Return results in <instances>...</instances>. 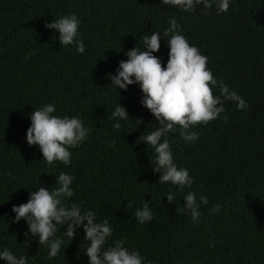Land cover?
Returning <instances> with one entry per match:
<instances>
[{"label":"trees","instance_id":"obj_1","mask_svg":"<svg viewBox=\"0 0 264 264\" xmlns=\"http://www.w3.org/2000/svg\"><path fill=\"white\" fill-rule=\"evenodd\" d=\"M73 14L80 20L83 54L62 46L59 33L45 27ZM170 18L207 56L214 78L248 104L240 110L225 101L216 120L192 127L199 134L193 142L184 141L179 126L168 134L174 163L194 180L183 191L159 184L163 173L154 171V149L141 142L158 121L142 106L139 85L125 91L108 78L128 59L127 51L147 50L142 37L155 31L161 46L154 55L166 67L170 37L164 29ZM213 94L220 90L213 87ZM49 103L54 115L77 117L89 129L69 149L67 166H48L39 146L26 140L30 113ZM118 104L128 110L126 120L110 119ZM117 122L119 129L113 127ZM61 172L75 177L73 196L63 202L93 211L96 222L109 221L113 232L105 247L123 240L144 264H264V0H229L221 14L215 0L211 9L201 4L192 12L161 0H0V251L25 256L27 264H89L83 225L70 241L67 225H58L56 238L64 243L49 258L27 222L15 221L13 206L27 203L30 191L41 186L58 187ZM189 191L200 204L197 222L180 211ZM171 193L176 200L169 204ZM145 201L153 219L141 224L134 213ZM213 205L220 211L212 212Z\"/></svg>","mask_w":264,"mask_h":264},{"label":"clouds","instance_id":"obj_2","mask_svg":"<svg viewBox=\"0 0 264 264\" xmlns=\"http://www.w3.org/2000/svg\"><path fill=\"white\" fill-rule=\"evenodd\" d=\"M163 5L175 6L186 12L196 10L197 5L203 9H211L213 0H161ZM217 13H226L229 0H215ZM169 27L164 29V36H169V48L166 67L154 55L160 50L161 35L158 31L143 35V48L134 47L126 52L127 60H121L116 74H108L111 84L118 89L127 91L129 85L138 84L144 96L141 101L158 121L155 130L142 136L144 142L154 149L156 166L154 171L161 172L159 184L170 183L178 186L180 191L185 187L191 188L194 180L189 170L178 167L173 160L170 150L169 133H175L177 126L180 136L185 142L199 139V134L191 131L196 125H207L216 120L225 111V101L236 103L238 109L248 107L247 102L235 91H231L223 80L217 81L207 67L208 58L200 53L196 46L189 44L186 37L180 34V25L175 18H170ZM80 20L76 15H67L46 23L45 27L59 33L62 46L72 45L80 54L85 52L82 39H77ZM29 56L31 53L28 54ZM27 59V56L25 57ZM213 87L220 90V95L213 94ZM56 108L51 103L34 109L30 113L31 126L27 129L26 140L29 146L38 145L44 161L50 167L55 162L65 166L71 164L70 148L78 147L88 136L89 129L77 117L54 115ZM128 110L120 104L115 106L111 118L126 120ZM227 116L224 117L226 121ZM140 124L144 121L137 119ZM114 128L119 129L120 123ZM75 177L61 172L56 178L58 187L49 191L41 186L36 191H30L27 203L13 206L15 221L24 219L32 236L38 237L39 245L49 249V258H54L61 250L64 240L56 238L57 226L67 225L64 235L70 241L76 230L83 225L84 240L89 242L86 254L89 264H144V258L138 250L129 251L123 240H117L105 247L106 241L112 236V227L107 219L96 222L93 211L83 210L76 204L70 206L64 203L65 198L73 196L71 187ZM185 214H190L194 222L201 216L200 204L197 203L196 193L189 191L184 197ZM176 200L175 193L167 195V201L172 204ZM199 201L204 205L209 203L204 195ZM131 204L127 205L131 208ZM219 205H213L212 212H219ZM138 222L143 224L153 219L149 203L145 201L141 209L134 213ZM86 221V223H84ZM0 259L6 264H27V257L17 258L9 249L0 251Z\"/></svg>","mask_w":264,"mask_h":264}]
</instances>
